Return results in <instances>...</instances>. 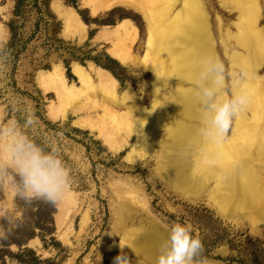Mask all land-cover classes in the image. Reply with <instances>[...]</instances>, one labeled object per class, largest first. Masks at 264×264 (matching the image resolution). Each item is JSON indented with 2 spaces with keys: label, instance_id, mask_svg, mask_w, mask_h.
I'll use <instances>...</instances> for the list:
<instances>
[{
  "label": "rangeland",
  "instance_id": "374dc122",
  "mask_svg": "<svg viewBox=\"0 0 264 264\" xmlns=\"http://www.w3.org/2000/svg\"><path fill=\"white\" fill-rule=\"evenodd\" d=\"M53 1L49 0L48 10L35 9L31 3L27 5L18 22L22 26L17 31L14 46L8 49L10 34L6 24L12 16L13 0H0V123L14 119L23 123L26 113L33 114L39 123L28 130V134L46 150L55 147L59 151L70 177L66 192L73 196L71 200L66 199L69 207H63L59 224L56 214L54 216L55 239L63 250L50 246L43 248L38 239L30 241L29 248L36 252L40 260L52 261L51 264H112L114 257L120 254H126L130 264H155L152 257L157 256V250H152V247L147 250L137 248L133 244L134 238L144 232H152L150 235L159 237V231L155 229L157 226L166 233L173 223H181L191 226L192 234L201 239L203 255L216 264H264V217L261 216L264 205V145L259 146L261 141L264 142V0H256L254 30L261 40L257 56H251L237 43L240 21L237 10L227 8L222 0H193L198 6L197 16L206 22L211 54L224 64L225 92L228 95L246 94L248 97V103L239 112L241 115L238 113L241 119L238 114L233 118L225 141L250 134L254 144L249 147L248 156L257 155L246 168L248 175L238 177L232 172H227L226 176L216 174L220 169L218 167L228 165L226 158L202 157L200 154L196 162L183 154V160H188L184 175L190 182L181 184L182 187L173 181L181 182L180 178H176L183 173L172 171L175 161L165 156L164 143L160 139L154 141L156 133L157 136L162 133V130L156 129L157 123L163 117L164 121H168L165 124L174 120L199 128L202 117L199 111L197 120L190 119V116L187 119L167 100L160 102V108L151 105L154 101L153 77L158 73L154 75L156 66L152 55L144 56L147 23L140 12L133 6L119 4L92 16L79 0L76 7L66 5L65 0H58L64 7L72 8L85 25V37L80 40L78 35L63 36L61 20L51 9ZM142 1L146 6L150 5L148 1L151 2ZM188 5L189 0H175L172 13L178 15L181 22L186 18L184 11ZM124 20L137 30L130 51L136 59H143L135 66L121 65L111 56L114 40L106 36ZM247 33L244 44L248 45L253 36ZM106 56L117 64L108 61ZM74 63L83 68L93 65L109 73L117 82L118 93L131 95L137 108L143 109L142 114L133 116L129 110L117 107L114 110L120 119L130 117L126 126L125 122L97 121L94 123L96 128L90 130L75 124L80 116L85 115L73 114L66 105L65 118L51 120L47 107L52 103L56 105L55 96L44 93L38 87L36 75L60 66L67 82L78 87L77 79L71 73ZM162 65L160 73L166 77H162L164 82H172L173 75L167 71L172 69L173 62L166 68ZM249 66L255 72L252 75L254 78L247 76ZM258 85L262 90L255 98L250 94L258 89ZM173 89L170 93L174 92ZM256 99H259L257 105L252 102ZM253 110L258 113L253 114ZM155 111L160 113L157 115ZM240 121L245 122L238 125ZM146 123L152 128L146 127ZM100 132L110 142H106ZM144 133L152 138L149 142L141 140L138 143ZM232 165H235L234 160H230L229 168ZM220 178L226 180V185ZM249 183L255 186V193L260 199L257 203L242 202L240 198V202L237 201L236 196L240 192L237 186L244 184L247 188ZM228 185H232L231 188ZM15 199L7 183L0 185V220L8 214L17 217ZM225 244L226 248L223 247ZM11 250L16 251L14 247Z\"/></svg>",
  "mask_w": 264,
  "mask_h": 264
},
{
  "label": "bare ground",
  "instance_id": "6f19581e",
  "mask_svg": "<svg viewBox=\"0 0 264 264\" xmlns=\"http://www.w3.org/2000/svg\"><path fill=\"white\" fill-rule=\"evenodd\" d=\"M222 1L227 8L235 9L240 14L239 25L237 26L239 32V36L236 38L237 43L240 46H242L244 49H247V51L251 53V56L252 55L257 56V54H259L258 50L261 47L260 46L261 40L258 34L256 33L257 31L254 30L255 27L254 24H256V16H255L256 14L255 11L257 9L256 0H222ZM79 2L81 6L86 7L89 10L90 15L92 16H95L102 11H108V9H111L119 4L135 7L137 11L140 12V14L142 15L143 20L147 23V36L144 43V50H145L144 56H149L148 54L152 55L153 62L155 63L154 65L156 66L154 75L156 74V72L158 73V75L156 74L153 77L154 101L153 103L151 102V105L153 106V108L154 107L157 108L158 106L160 108L161 107L160 102L165 103V101L167 100L169 103L170 102L171 104L173 103V107L176 110H178L180 115H182L183 117H186L188 119V117L190 116L189 117L190 119L191 118L192 119L195 118L196 120L198 119L197 114H199L198 113L199 109L191 96L190 86L195 76V71L197 68L198 61L205 55L211 54V46H210V39L206 32L207 31L206 22L200 19L199 16H197L198 6L193 0H189V5L185 8L184 13L186 18L184 22H181L179 20L180 18L178 17V15L172 13L175 6V0H151V2L148 1V3H150V5L147 4L148 6H146L142 0H79ZM51 9L54 12V14L57 16V18L61 20L62 23L61 32L64 37L69 38L78 35V38L80 40H82L85 37V28H84L85 25L82 23V21L79 19V17L76 15V13L72 8L64 7L58 0H54L51 3ZM247 32H249V34L251 33L253 36L252 42H250L248 45L246 42H245L246 44H244V40L246 39L245 37H247L246 35H248ZM106 36L114 40L112 42L113 49L111 48L112 49L111 56L118 63L126 66H135L137 65V63H140L142 61L143 58L140 60L136 59L137 57H134L130 51L131 44L135 41L137 37V30L132 24H130V22L126 20L120 22L115 27H113L112 30L106 33ZM249 48L253 50H250ZM248 54L247 56L250 55ZM243 61L246 62L244 59ZM171 62H173L174 66L172 67V69L170 68L169 71L167 72L169 74H172L173 75L172 78H174L173 80L174 82L172 81L173 84L172 82H170L172 84V88H174L173 93H170L172 91L170 83L167 82L166 84L164 82L165 80H163V78L165 76H162L161 75L162 72L160 71L162 69L161 67L163 66L162 64H164V67L166 68L167 66H171ZM241 62L242 61H240V63ZM71 73L77 79V84L79 85L78 87L69 84L67 82L64 76V70L60 66H54L50 71L38 72L36 75V84L38 85V87L44 93L49 92L55 96L56 105L52 103L47 107V115L51 120L64 119L67 110H70L73 114L85 115V117L80 116L78 118V121L75 122V124L83 128L86 129L88 128L90 130H93L96 128V124L94 123L97 121H101V122L110 121L111 123L114 122L117 124L125 122L126 123L125 126H126L127 125L126 121L129 122L128 119L130 117L128 119H126V117L120 119V116L116 114L114 110V108L117 107H122L129 110L128 111L130 112L129 114L131 115L134 114L133 116L135 115L137 116L140 113L142 114L143 109L141 108L140 110L139 108H137L135 102H133V100L131 99L130 95L127 92H123L121 94L118 93L117 82L106 71L101 70L99 68H95L93 65L87 66V68H83L78 64L74 63L71 65ZM246 73L247 76L251 78L253 77L252 75L255 72L253 68L249 66ZM243 75L245 76V73ZM91 77H93V80H91ZM168 77L170 76L168 75ZM254 90H255L254 93H251L252 92L251 91L250 92L251 94L250 93L249 94L255 95L256 98L257 97L256 94H258V92L261 93L262 89L258 85V89H254ZM182 100L184 103L183 102L181 103ZM258 100L259 99L252 101L253 104L257 105ZM66 105L70 107L67 110L65 109ZM155 110L157 111V109ZM158 111L160 110L158 109ZM253 111H254L253 114L258 113L256 112V110ZM161 112H163V110ZM239 114L241 115V113ZM239 118L241 119V116ZM164 119L165 118L162 117V119H160L157 123L158 126L156 129L157 130L160 129V131L162 130V133H160V135L158 134V136L156 133V137L154 141H159L160 139V141L164 143L165 156L166 155L168 157L170 156L175 161V163H173L172 171L174 173L176 172V174L177 172L183 173L181 177L179 176L176 178V180H179L180 178L181 182L178 183L177 181H173L175 182L176 185L177 184L179 186L181 184L187 185V182L189 181V178H187V176L184 175V173L187 172L188 160L187 159L183 160V154H185V156H187L188 158L191 157L192 159L195 160L197 159V155L200 154L202 155V157L210 156V157H218L219 159L226 158L229 161L228 165L227 166L223 165L222 168L218 167L220 169L217 170L216 173L217 175L226 176L227 172L230 173L232 172L231 174H235L238 177L239 176L246 177L248 175L249 170L246 171V168L247 166L250 165L253 158L257 155L255 153L253 155L250 154L248 156V154L250 153L249 147H251L254 144L250 134L241 135L237 140L229 139L230 141L224 140L222 142L216 143L202 138L198 132L200 127L198 128L196 126L194 127L190 125L179 124L174 120H172V122L165 124L164 122H166L167 120L164 121ZM149 121L150 120H148V122ZM243 122L245 121H240L237 124L239 125V123H243ZM147 126L150 127V124L147 125L146 123V127ZM99 134L105 137L104 139L106 142L107 141L110 142L108 140L109 138H106L103 132H100ZM151 138L152 136L144 133V137L142 139L141 138L138 139V143L142 141L149 142ZM263 145L264 142L261 141L259 143V146H263ZM238 147H241V149H237ZM110 148L112 149V145H110ZM198 151L200 152L198 153ZM246 156L248 158H246ZM230 160L231 161L234 160L235 165H238L235 170L233 169L235 165H232L233 167L229 168ZM197 161L198 160H196V162ZM237 161L239 162L237 163ZM220 181L224 182L226 185L225 179L220 178ZM220 186L222 185L220 184ZM231 186L232 185H230L229 188H231ZM246 186L247 188L244 186V184L241 187L237 186V189H239L238 191H240L241 193L239 192L238 196H236L237 197L236 200L239 201L238 199L240 198L242 199L241 200L242 202L257 203L260 198L259 195L255 193V186L251 185L250 183H249V187L248 185ZM180 187H182V185ZM72 198L73 196L65 192L63 197L57 202L58 207H57V213L55 219L58 224L60 221V216L63 213L62 212L64 207L63 203H65L67 200H71ZM261 216L262 218L264 217V205ZM155 229L156 231L157 230L159 231L158 232L159 237H156L157 235L156 236L150 235L152 234V232H148V233L144 232L134 238L133 244L139 249L147 250L149 247H152V250L156 249L158 252L160 244L167 236L166 234L167 232L165 233V231H161L158 228V226ZM155 258L156 255L155 257H152V259L154 260Z\"/></svg>",
  "mask_w": 264,
  "mask_h": 264
},
{
  "label": "clouds",
  "instance_id": "9594fccd",
  "mask_svg": "<svg viewBox=\"0 0 264 264\" xmlns=\"http://www.w3.org/2000/svg\"><path fill=\"white\" fill-rule=\"evenodd\" d=\"M224 73L218 58L205 55L198 61L190 86L202 117L199 135L216 143L227 138L233 118L248 103L246 94L225 92ZM38 123L31 113L24 115L23 123L15 119L0 123V185L7 183L14 196L25 203L39 199L55 204L69 188V172L55 147L46 150L28 134ZM4 238L6 233L0 230V239ZM203 252L201 239L192 234L190 225L173 223L159 246L155 264H216ZM113 264L130 262L126 254H120Z\"/></svg>",
  "mask_w": 264,
  "mask_h": 264
},
{
  "label": "trees",
  "instance_id": "16d2710c",
  "mask_svg": "<svg viewBox=\"0 0 264 264\" xmlns=\"http://www.w3.org/2000/svg\"><path fill=\"white\" fill-rule=\"evenodd\" d=\"M65 2L66 5L76 7L77 0ZM30 3L35 9H49V0H13L12 16L6 24L10 34L8 49L14 46L17 31L22 26L18 22ZM106 58L117 64L109 57ZM14 212L18 214L17 217L8 214L0 220V230L6 233V238L0 239V264H51L52 261L40 260L36 252L29 248L28 243L38 239L43 248L50 246L58 251L63 250L55 239L56 205L39 199L25 203L16 198ZM12 247L16 249L15 252L11 250Z\"/></svg>",
  "mask_w": 264,
  "mask_h": 264
},
{
  "label": "water",
  "instance_id": "95a60500",
  "mask_svg": "<svg viewBox=\"0 0 264 264\" xmlns=\"http://www.w3.org/2000/svg\"><path fill=\"white\" fill-rule=\"evenodd\" d=\"M62 203V202H61ZM63 206H69L67 203H63ZM58 205L56 206V209H57Z\"/></svg>",
  "mask_w": 264,
  "mask_h": 264
}]
</instances>
